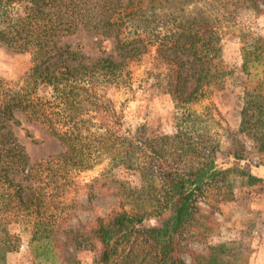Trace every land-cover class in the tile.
Masks as SVG:
<instances>
[{
    "label": "trees",
    "instance_id": "16d2710c",
    "mask_svg": "<svg viewBox=\"0 0 264 264\" xmlns=\"http://www.w3.org/2000/svg\"><path fill=\"white\" fill-rule=\"evenodd\" d=\"M173 1L0 0V45L30 55L20 84L0 78V180L6 185L0 250L14 248L7 228L16 224L29 235L34 264H71L86 250L97 252L93 264H185L184 254L191 264H247L224 245L206 244L212 218L200 201L210 190L222 194L223 201L232 196L225 170L216 163L217 142L194 126L198 117L185 107L212 88L222 89L228 74L213 11L237 7L260 14L264 0H195L146 45L136 26L145 21V9ZM129 27L133 33L127 37ZM79 32L93 38L99 55H85L80 41H63ZM107 39L114 41L116 55L106 53ZM151 46L164 67L156 84L180 112L176 132L154 138L144 126L126 128L108 94L109 86L126 84L129 63ZM242 51L246 80L239 128L227 133L229 155L248 158V148L236 135L243 134L253 143L256 164L264 166V37ZM18 114L55 137L62 151L30 165L13 130L18 127L31 137ZM103 162V172L84 185L86 205L69 198L76 190L73 175ZM115 168L137 172L140 186L117 178ZM246 175L248 181L258 180ZM102 198L114 200L109 210L87 224L71 223L74 211L82 205L91 209ZM165 212L172 224L142 226L146 217ZM193 242L204 243V251L190 249Z\"/></svg>",
    "mask_w": 264,
    "mask_h": 264
},
{
    "label": "rangeland",
    "instance_id": "374dc122",
    "mask_svg": "<svg viewBox=\"0 0 264 264\" xmlns=\"http://www.w3.org/2000/svg\"><path fill=\"white\" fill-rule=\"evenodd\" d=\"M145 6L146 1L143 2V7ZM186 6L194 7L195 0H174L172 4L145 9V21L136 25L139 26L137 32H143V42L149 46V41L156 40V35L169 30L172 27V17H177L178 10ZM212 19L220 38L218 45L228 74L223 79L222 89L212 88L204 98L188 104L185 110L198 117L194 126L204 132L207 130L217 142L216 163L220 169L225 170L232 198L223 201L220 199L222 194L218 196L217 192L210 190L205 199L200 201V208L212 218L206 244L224 245L229 254L247 259V264H264V166L256 164L253 143L243 134L236 135L248 148V158L236 160L229 155L231 143L227 134L229 128L234 132L239 128L246 80V75L241 70L242 50L250 49L256 37H264V10L255 14L237 7L225 11L215 9ZM143 28L145 31H142ZM132 33L133 27L126 29L127 37ZM63 41L70 44L80 41L83 53L89 57L94 58L100 54L93 44V38L83 32L68 36ZM103 44L107 54L116 55L112 39H107ZM29 67L28 53H18L0 45V78L20 84ZM163 69L161 62L156 60L154 46H151L147 53L129 63V76L125 85L108 87V94L122 115L124 126L130 130L144 126L152 138L174 134L180 122V112L174 108L170 96L156 84V75ZM17 117L31 136L28 137L18 127H13L30 165L62 151L57 139L43 127L28 122L20 114ZM106 166L107 163L103 162L88 171L74 174L76 190L70 191L69 198L75 197L80 204L86 205L84 185L98 177ZM113 173L132 186H140V178L135 171L115 168ZM246 174L258 180L248 181ZM5 188V183L0 180V205L5 200ZM112 204L114 200L102 198L96 199L91 209L85 208L86 206L83 208L82 205L81 209L74 211L71 223L87 224L94 216L109 210ZM124 208L132 210L128 205ZM172 223V215L165 212L158 217H146L142 226L158 227ZM7 231L15 246L11 251L0 250V264H34L28 249V233L16 224L9 226ZM189 247L194 252H203L205 244L193 242ZM75 256L76 261L71 264H93L97 252L86 250ZM183 257L185 264H191L188 254Z\"/></svg>",
    "mask_w": 264,
    "mask_h": 264
}]
</instances>
